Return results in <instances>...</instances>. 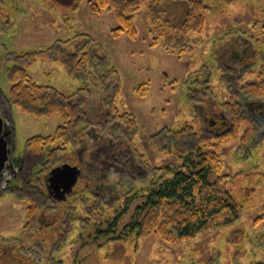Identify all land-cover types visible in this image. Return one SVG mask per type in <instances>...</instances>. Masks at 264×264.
Listing matches in <instances>:
<instances>
[{
  "label": "rangeland",
  "instance_id": "374dc122",
  "mask_svg": "<svg viewBox=\"0 0 264 264\" xmlns=\"http://www.w3.org/2000/svg\"><path fill=\"white\" fill-rule=\"evenodd\" d=\"M64 1L71 0H0V106L2 121L7 123L2 124V133L10 131L15 165L9 181L0 182V245L24 244L35 264L264 263V113L257 115L260 133L252 143L244 147L233 137L216 150L221 169L210 181L219 185L224 197L242 206L232 224H210L187 240H166L155 233L137 236L128 229L149 193L151 171L162 167L176 170L184 164L175 150L151 146V137L164 129L177 131L199 121L194 107L199 109L204 103L192 96L193 90L200 91V84H208L219 102L228 100L222 79H229L228 68H239L242 54L253 56L246 58L240 70L247 72L243 84L258 82L264 65V0H196L208 7L204 27L191 33L180 48L167 43L169 38L179 37L178 27L186 19L184 0H163V17L156 26L150 19V3L144 2L139 11L128 15L133 16L135 37L125 30L114 32L119 27L114 7L96 11L90 4L96 0ZM54 45L70 51L82 46L81 53L93 50L117 71L105 79L99 77V70L96 74L89 70L84 80L74 78L52 52L48 58L37 57L27 65L28 74L38 85L54 87L65 95L80 93V98L83 92L87 99L88 124L79 127L84 137L77 135L68 143L56 140L63 125L59 114L38 116L10 103L13 83L9 73L19 64L17 58L47 52ZM106 85L108 91L103 90ZM104 99L114 101L120 115H130L135 122L130 133L113 129L120 123L117 119L104 124L91 118L94 107L109 110L106 103L102 106ZM35 139L50 143L47 150L64 149L54 155V164L35 167L33 177L41 187L43 177L49 180L54 168L93 163L92 178L80 180L69 196L73 202L70 226L66 230L61 224L49 227L50 221L43 224L45 227L41 225L42 237L51 238L45 246L57 244L55 249L48 247L47 254L31 253L28 248L38 241L31 238L40 224L35 216L44 219L57 211L51 201L46 205V199L45 206H36L31 196L34 189L26 184L35 165L31 156L37 152L35 146L28 152L27 148ZM65 139L69 141V137ZM122 147L124 166L115 165L117 161H100L99 154L108 156ZM57 226L59 234L53 232ZM61 234L65 236L60 243Z\"/></svg>",
  "mask_w": 264,
  "mask_h": 264
},
{
  "label": "trees",
  "instance_id": "16d2710c",
  "mask_svg": "<svg viewBox=\"0 0 264 264\" xmlns=\"http://www.w3.org/2000/svg\"><path fill=\"white\" fill-rule=\"evenodd\" d=\"M71 1H64L63 3ZM147 1L150 3V19L152 24L156 26L163 17V0H96L95 2L90 1V4L96 11H101L109 6L114 7L119 23V27L114 32L125 30L131 33V36H134L136 29L133 16L128 15L139 11L142 4ZM183 2L187 6V11L185 14L186 19L178 27L179 37L169 38L167 43L175 48L183 47L188 42V36L191 33L201 31L204 27L205 11L208 8L196 0H184ZM72 5L74 6L73 2ZM153 33L157 35L156 31ZM60 44L63 45L62 43ZM59 48L54 45L47 52L39 54L32 52L20 55L17 58L19 64L12 68L9 73L10 80L13 83L10 103L18 106L26 113L38 116L59 114L63 125L56 132V140L68 143L70 139L76 140L77 135L78 138L84 137L79 127L84 123L88 124L86 119L89 114L85 112L87 99L84 98L82 90H80L82 93L80 98V93L65 95L54 87L38 85L28 74L27 65L35 62L37 57H47L52 52L57 55L58 60L63 61L70 75H73L74 78L79 76L84 80L89 77V70L93 71L94 74H96V70H99L101 72L99 77L105 79L104 77L109 78L112 75H117V71L112 66H109L102 56L96 55L93 50L86 49L85 52L81 53L84 47L82 48V46L78 45L72 47L74 48L73 51L67 48L65 50L61 49V51ZM247 57L253 58V56L246 53L242 54L240 57L242 61H238L241 63H238L239 68L237 70L232 71L227 67L229 79L224 80L223 78L222 80L227 87L228 100L223 103L219 102L214 96L212 97L208 84L205 86L200 84L202 85L200 91L193 90L194 94L192 96L198 100V103H204L203 105L201 104L199 109L194 107L197 110L199 121L195 122L193 126L186 125L177 131L164 129L151 137V146H154L156 150H175L184 160V164L176 170H172L170 167H162L151 171V177L153 178L150 190L145 197L144 203L136 209L134 222L128 227L131 233L137 236L155 233L166 240H187L194 238L210 224L220 222L232 224L237 219L242 206L224 197L219 185L211 182L210 178L212 175H217L218 177L220 174L221 159L216 151L220 145L226 143L229 138L234 137L233 140L240 139L241 145L245 147L252 143L260 133L259 122L256 118H258L257 115L259 113H264V65L262 64V70L258 73V82L243 84L242 80L247 72L240 70L247 62ZM233 59L235 60V58ZM241 64L243 65L241 66ZM117 85L113 87L116 89ZM111 87L112 85H109V88ZM103 90L108 91V86L106 85ZM111 99L113 98L111 97ZM105 103L109 110L102 112L101 106L96 109L91 107V109L93 108V114L90 113L91 118H95L96 121L97 119L103 120L104 124L110 120L112 121L113 118L117 119L120 123L115 124L113 129L117 132H123V134L130 133L135 128V122L130 115H120L114 101L105 100L102 106ZM247 109L249 114L246 113ZM114 113H116V116ZM121 122L124 123L122 125H124L126 130L122 128ZM127 129L129 132H127ZM66 137H69V141H66ZM47 144L50 143L42 139H35L29 143L27 148L28 152L29 148L35 146L37 151L33 152V154L31 153V159L35 165L31 168L32 174L26 179V184L33 188L35 192V194H31L32 200L39 207L45 206V199L46 205L51 201L57 207V211L48 218L45 217L43 219V217L38 218L37 215L35 216L40 224H37L38 228H34L31 238L38 241L32 248H28L31 253L37 250L38 254H43V252L47 254L50 251L48 247L52 246L55 249L57 246V244L45 246L51 238L42 237V229L46 226L43 224L50 221L47 224L50 225L49 227L54 225V223L56 225L61 224L60 226L66 230L70 226L69 219L73 212L71 207L73 205L72 199L67 197L66 199L58 200L52 193L50 182L46 177H43V187H41L39 180L36 181L33 177L36 166L54 164V155H57V152L64 151L63 148L47 150L45 149L48 148ZM203 147H213L214 150L205 151ZM123 149L125 148L115 149L108 156L103 153L99 154L100 161L108 160L110 163L117 161L114 163L115 165L124 166L126 157L122 154ZM65 161L70 162L72 158H65ZM78 185L79 183L74 190ZM59 229V226H57L53 232L59 234ZM64 236H58V242L61 243L64 240ZM43 242L44 244H42ZM23 246L25 245L20 243L0 245V264H35L31 255L29 256V253H26L27 251L24 250Z\"/></svg>",
  "mask_w": 264,
  "mask_h": 264
},
{
  "label": "water",
  "instance_id": "95a60500",
  "mask_svg": "<svg viewBox=\"0 0 264 264\" xmlns=\"http://www.w3.org/2000/svg\"><path fill=\"white\" fill-rule=\"evenodd\" d=\"M2 119L0 117V173L5 169L8 161V142L6 137L8 133H2ZM80 170L77 167L70 165H63L57 167L52 171L51 178L49 179L50 187L54 194L60 198L64 193L70 192L79 178Z\"/></svg>",
  "mask_w": 264,
  "mask_h": 264
},
{
  "label": "flooded vegetation",
  "instance_id": "af4514ba",
  "mask_svg": "<svg viewBox=\"0 0 264 264\" xmlns=\"http://www.w3.org/2000/svg\"><path fill=\"white\" fill-rule=\"evenodd\" d=\"M2 112H3V108L0 106V117L2 119L3 115H2ZM3 122V121H2ZM5 123V122H3ZM7 123H5V126H6ZM10 132V131H8ZM7 132V133H8ZM6 140L8 142V161L6 163V167L5 169L2 171V173H0V182L3 180V181H6L8 182V178L11 177V175L9 174L11 172V169L14 168V161H13V150H14V145L12 143V140L10 138V134L9 136L6 137ZM91 162V163H90ZM89 163L86 164H77L75 163L73 165V167H77L79 170H80V174H79V178H78V181L77 183L74 185V187L72 188V190L70 192H67V193H64L63 194V197H60L58 198L53 190H52V193L54 194V196L58 199V200H63V199H66L67 197H69L71 195L72 192H74V188L75 186L79 183L80 180H86V179H90L92 178L93 176V171H92V166H93V163L92 161H90Z\"/></svg>",
  "mask_w": 264,
  "mask_h": 264
}]
</instances>
